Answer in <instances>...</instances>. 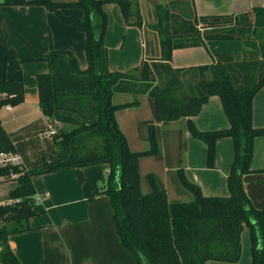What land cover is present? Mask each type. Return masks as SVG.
I'll list each match as a JSON object with an SVG mask.
<instances>
[{"label": "trees", "instance_id": "16d2710c", "mask_svg": "<svg viewBox=\"0 0 264 264\" xmlns=\"http://www.w3.org/2000/svg\"><path fill=\"white\" fill-rule=\"evenodd\" d=\"M5 3L12 4L10 0ZM29 4L43 6L60 23L83 33L87 67L80 69L69 50L51 51L39 59L49 67L47 73L36 76L40 109L47 119L71 127L70 131L49 136L44 145L39 138L42 122L10 134L0 118V154L23 157V164L0 166V178L15 182L9 203H0V264H21L9 238L32 230L31 219L41 216L36 209L34 178L97 165L108 166L100 194L109 198L117 236L136 264H235L241 256L244 227L250 236V264H264V206L255 208L243 186V176L255 172L250 167L254 140L264 137V127L252 125L253 98L264 86V8L236 16L198 17L193 2L157 5V22L148 29L158 36L160 58L126 72H111L104 46V6L117 5L127 26L141 28L138 0ZM71 9L82 11L83 18L66 15ZM4 37L0 27V43L5 42ZM209 41H241L248 50L215 54L210 65L182 70L171 67L174 50L204 46ZM6 66L14 72L22 69L13 49H6ZM114 93L148 95L160 122L186 118L190 136L206 146L209 169L215 167L216 143L231 139L233 159L226 178L229 195L204 196L183 169L177 170L178 180L193 201L169 203L153 176L148 177L150 192L143 194L138 161L159 154L156 129L147 127L149 150L132 152L115 112L135 104L113 105ZM0 95V112L23 104V81L0 80ZM213 96L219 98L229 126L200 131L192 118Z\"/></svg>", "mask_w": 264, "mask_h": 264}, {"label": "crops", "instance_id": "0c3cea01", "mask_svg": "<svg viewBox=\"0 0 264 264\" xmlns=\"http://www.w3.org/2000/svg\"><path fill=\"white\" fill-rule=\"evenodd\" d=\"M42 1L10 0L12 4H6V0H0V27L8 47L19 55L27 53L26 49H29L32 56L39 59L51 51L69 50L76 57L79 68L84 70L87 61L83 33L60 23L43 6L29 4ZM168 2H193L198 17L236 16L249 13L254 8H264V0H138L142 27L136 28L124 23L117 5H105L107 29L104 46L109 71L126 72L144 61L160 58L158 36L148 26L157 22L155 7ZM76 11L66 10L65 14L79 17ZM247 50L241 41H209L204 46L174 50L170 65L173 69L181 70L205 66L213 63L215 54H241ZM7 69L5 47L0 44V80L6 78L19 81L16 74ZM46 70L45 65L38 72ZM111 103L115 106L135 104L115 112L117 125L132 152L149 150L147 127L153 125L156 129L159 154L143 156L138 161L143 194L150 192L148 177L153 176L158 186L166 192L169 203L193 201V195L178 180L177 170L183 169L187 179L198 185L204 196L229 195L226 178L233 159L231 139H222L216 143L215 167L209 169L206 166V146L190 136L186 118L172 122L158 121L153 100L148 95L114 93ZM0 118L10 134L38 122L45 126L49 119L40 109L37 84L30 90L25 88L23 104L3 108ZM192 121L200 131L225 129L229 126L216 96L208 99ZM252 125L255 128L264 127V86L253 98ZM250 167L255 172L243 176L244 190L253 206L261 209L264 206V137L254 140ZM107 171V165L84 167L80 170L82 181H78L76 169L46 175L44 198L39 196L35 201L37 205H44L48 221L42 224L35 221L37 217H34L30 221L32 230L9 238L10 246L21 264H136L133 255L121 245L117 236L109 198L100 194L106 183ZM3 180L0 178V181ZM10 183L15 186L14 181ZM0 203L4 201L0 199ZM250 262L249 230L244 227L241 233V256L235 264ZM205 264L227 263L208 261Z\"/></svg>", "mask_w": 264, "mask_h": 264}, {"label": "rangeland", "instance_id": "374dc122", "mask_svg": "<svg viewBox=\"0 0 264 264\" xmlns=\"http://www.w3.org/2000/svg\"><path fill=\"white\" fill-rule=\"evenodd\" d=\"M67 11H69V10H67ZM76 12H78L80 14L79 18H83V13L80 10H77ZM4 39H5V42L4 43H0V44H2L5 47V52H6L7 48H9V49H12V48L8 47V45L6 43V38L4 37ZM21 41L27 47V44L25 43V41L23 39H21ZM262 42H264V37L262 38ZM226 44L236 45L238 43H226ZM26 50H27L26 51L27 53L20 54V55L18 54L17 51L14 50L16 58L22 62L21 71L16 73V72L12 71L10 68H8L7 70H10V73H12V74H16L17 79L19 81L22 80L23 83H24L25 88L30 90V89H32L35 86V84H37V81H36L37 74L47 73L48 70H49V67H48L46 61L39 60V58H34V56H32L33 54L31 53V51H28L29 49H26ZM20 57H22V58H20ZM45 65L47 66V70H46L47 72H38L39 68L41 66H45ZM2 115H3V113H2ZM71 129H72L71 127L62 126V125L54 122L53 120L49 119L48 123H46V125L44 126L43 132L41 133V135H39V138H41V144L45 145L46 144V140L50 139L49 136L58 137L60 132H62V131L63 132L64 131H70ZM50 132H53V135H49ZM29 158L32 161L34 160V157L31 154H30ZM97 166H102V165H97ZM81 169H76V170H78V174L80 173ZM46 175L37 176V177L34 178V184H35V186L37 185V187H36V189H37V195L36 196L37 197H35V200H37L39 198V196L44 198V191H45L46 181H47V178H48ZM78 181H82V179L81 180L79 179ZM10 182L11 181L7 180V179H4L3 181H0V199L3 200L4 203H9V201H7L8 196H9V192L14 187V186L11 185ZM4 203H2V204H4ZM36 209H37V211L41 212L42 215L38 216L37 219H35V221L38 220L42 224L44 223V221H48L47 214H46V211L44 209V205H42L40 203V204H38L36 206ZM41 219H42V221H41Z\"/></svg>", "mask_w": 264, "mask_h": 264}, {"label": "built area", "instance_id": "2783aa9c", "mask_svg": "<svg viewBox=\"0 0 264 264\" xmlns=\"http://www.w3.org/2000/svg\"><path fill=\"white\" fill-rule=\"evenodd\" d=\"M53 134V132H50ZM23 164V157L19 154H0V166Z\"/></svg>", "mask_w": 264, "mask_h": 264}]
</instances>
